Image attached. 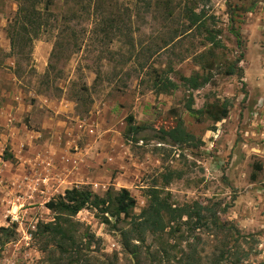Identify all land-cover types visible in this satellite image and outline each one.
I'll use <instances>...</instances> for the list:
<instances>
[{"label":"rangeland","instance_id":"374dc122","mask_svg":"<svg viewBox=\"0 0 264 264\" xmlns=\"http://www.w3.org/2000/svg\"><path fill=\"white\" fill-rule=\"evenodd\" d=\"M19 6L0 0V227L19 232L0 264H45L32 232L54 218L46 203L76 186L128 188L136 215L159 189L175 205L197 203L210 224L135 237L129 253L119 231L84 210L75 220L102 243L82 264H190L193 250L194 264H213L222 250L219 264H264V0H42L49 22L12 49ZM191 9L201 26L190 24ZM208 31L224 45L213 54ZM190 75L209 82L185 87ZM160 76L178 89L157 93ZM191 98L194 109L227 104L228 115L198 120ZM179 119L187 142L167 133Z\"/></svg>","mask_w":264,"mask_h":264},{"label":"trees","instance_id":"16d2710c","mask_svg":"<svg viewBox=\"0 0 264 264\" xmlns=\"http://www.w3.org/2000/svg\"><path fill=\"white\" fill-rule=\"evenodd\" d=\"M17 1L20 3L18 13L13 21L14 23L7 29L12 49H15L17 39L29 40L30 42L32 40L31 34L37 36L40 27L49 22V14L45 17V12H42L39 8L42 0ZM186 12L192 26H201V23L205 20L201 13H196L193 9ZM217 38V34L208 31L206 42L212 45L211 54L214 53L213 49L224 47L222 41ZM205 62L207 61L203 59L204 66ZM233 73V70H229L227 74ZM181 78L184 86L191 89H198L209 82V77L200 75L182 76ZM154 89L157 93H167L178 89V85L170 78L160 76L155 79ZM186 108L198 120H201L202 115L207 114L213 121L218 122L228 115L227 104L222 107L214 104L207 105L203 109H194L192 98L188 101ZM130 121H133L132 117ZM178 121V125L167 133L176 142H187L191 139V135L183 128L182 120L179 119ZM130 126L134 134L142 130V127L136 125L131 124ZM13 158L14 156L9 151H5L4 160ZM161 194L162 192L159 189H150L146 206L136 215L134 212L137 207V200L128 188L116 189L110 186L103 195L96 193L88 186H76L66 189L63 194L50 199L46 203V207L54 216L53 220L39 222L35 231L32 232V236L40 244V251L45 256L43 262L45 261V264H82L84 252L91 250L93 242L102 243V239L93 233L89 227L84 230L83 224L75 220L76 216L84 210L91 211L96 219L100 223L108 225L110 230L119 231L123 240L122 247L129 253H134L135 250L133 249L137 248L132 240L136 237L138 241L142 242L145 240L147 233L159 235L168 228L172 233L188 229L193 231L202 227L210 228V224L203 215L204 209L202 207L197 208V203L194 206L175 205ZM211 224L216 228L223 229V225L216 216L212 218ZM18 234V226L14 222L8 226L0 227V253L7 244L17 239ZM182 238L184 239V233ZM170 246L171 250L175 248L172 245ZM169 251V248L164 246L166 255H169ZM196 257L200 259L196 250L187 255L188 260H191L190 264L195 263ZM225 260H227V252L222 250L217 258L213 260V264H219ZM89 261L86 260L83 264H89Z\"/></svg>","mask_w":264,"mask_h":264}]
</instances>
